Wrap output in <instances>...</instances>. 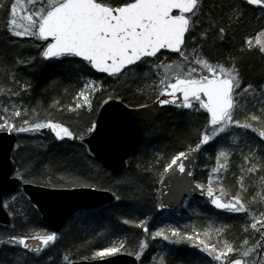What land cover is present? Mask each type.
I'll use <instances>...</instances> for the list:
<instances>
[{"label": "snow or ice", "instance_id": "snow-or-ice-1", "mask_svg": "<svg viewBox=\"0 0 264 264\" xmlns=\"http://www.w3.org/2000/svg\"><path fill=\"white\" fill-rule=\"evenodd\" d=\"M247 6H257L264 13V0L221 4V10L226 11L219 18L207 8V0H4L0 2V11L6 19L0 29L13 44L15 39L26 38L41 42L44 46L39 56L44 60L79 58L78 65L89 71L107 74L114 81L142 84L137 91L147 92L154 99L152 105L143 104L141 108L173 106L189 113L206 114L205 128L198 133L195 148L188 152L179 151L163 163L157 159L156 163L162 167L161 182L165 176L174 179L177 171L192 176L191 171H186L185 162L192 163L195 154L207 150L205 146L218 150L214 173L221 169L227 171L234 148L242 151L246 148L245 166L241 167L238 178L241 192L225 200L224 188L220 187L219 194H216L217 189L211 180L206 188L201 184L195 187L204 192L216 209L248 213L249 207L242 195L247 191L245 178L264 172V84L255 86L246 82L239 62L231 53L227 58L214 55L218 44L211 36L214 31L219 41H224L232 23L242 22ZM245 43L246 48L241 49V54L255 49L264 57V30ZM35 60L36 57L30 60L17 58L15 63L30 65ZM0 63L6 64L7 61ZM0 72L6 78L0 79V134L39 133L47 129L56 140L77 138L76 133L62 122L34 118L36 109H30L23 102L31 85L21 82L15 69L0 68ZM81 79L83 87L77 93L75 106L69 107V111L84 107L91 109L93 96L102 90L87 72L81 75ZM115 98L110 95L104 103ZM249 103L253 107L257 103L261 105L259 114L249 113L242 122L237 115ZM57 104L59 101L53 106ZM235 129L243 131L236 134ZM95 130L93 124L87 131L92 133ZM249 133L255 134L258 140L250 138ZM240 140H243L242 144L238 143ZM14 172V181L25 185L35 182L29 179L33 174L31 165L23 170L14 169ZM259 183L264 188V175H259ZM44 186H51L50 179ZM10 199L15 201L17 197L13 195ZM0 207L15 214L16 210H12L6 200L0 201ZM19 215L24 213L19 212ZM251 218L250 228L260 233V239L251 244L245 239L240 245L220 239L224 228L205 230L200 238L199 233L189 235L174 227H161L149 233L147 220H141L135 226L142 228L152 240L161 238L174 244H191L210 258L208 264H264V211L260 212L259 219L255 215ZM123 223L127 225L132 221L124 219ZM213 232L217 237L215 242L211 238ZM59 239L57 232L41 230L30 234H9L6 239H0V246L21 248L39 257L54 247ZM138 247L139 251L129 252L126 242L120 240L95 255L105 258L127 254L143 264L149 244L141 240ZM63 260L71 264L68 255H64ZM159 264H164L163 257Z\"/></svg>", "mask_w": 264, "mask_h": 264}, {"label": "trees", "instance_id": "trees-1", "mask_svg": "<svg viewBox=\"0 0 264 264\" xmlns=\"http://www.w3.org/2000/svg\"><path fill=\"white\" fill-rule=\"evenodd\" d=\"M242 3L243 0H207V8L212 9V15L219 18L226 11V9L221 10L219 7L221 4ZM5 19L4 13L0 11V24ZM262 30H264V13L255 6H247L242 22L232 23L224 41H219L216 32L211 33L218 44V50L213 54L227 58L231 53L242 68L244 80L252 82L255 86L264 84V57L255 49L246 50L241 54V49L246 48L247 39L258 35ZM43 46L41 42L27 38L15 39L13 44L0 29V62L7 61L6 64L0 63V68L15 69L20 81L31 85L28 93L23 96V102L30 109H36L34 118L62 122L76 133L77 138L52 143L45 140L40 132L19 133L16 149L20 143L22 148L20 152L17 150L13 153V171L18 168L23 170L31 165L33 174L29 179H33L34 183L45 185L50 179L52 187L90 185L109 189L119 199L116 198V201L109 205L80 212L68 219L58 234L60 239L56 245L39 257L34 253H26L21 248L0 246V264H67L63 260L64 255H68L70 261L95 259L100 258L95 255L96 252L120 240L126 242L129 252L134 249L139 251L141 240L148 243L147 234L142 228L135 226L141 220L148 221L150 232L161 227H174L185 234L199 233L203 238L205 230L224 228L225 231L220 239L236 245H240L245 239H248L250 244L260 239V233L252 230L250 224L253 222L252 215L259 219L260 212L264 211V200L261 199L264 197V188L259 183V175H264V172L250 174L245 178L247 191L242 195L244 202L248 204V213L220 211L202 200L192 199H188L187 202L195 208H192L193 212L187 214L177 215L176 211L161 213L157 210L155 196L162 171L161 165L156 163L157 159L163 163L179 151L192 149L198 142V133L205 128L206 114L189 113L186 109L179 110L173 106L163 108L150 125L143 141L129 157L127 168L123 173L114 175L97 162L87 147L79 142L78 137L87 134L88 128L95 123L100 106L110 95L123 99L130 106L150 103L154 97L147 92L137 91L138 87H143L142 84L114 81L107 75L79 66L78 58L63 61L44 60L39 56ZM33 57H36V60L30 65L15 63L17 58L30 60ZM84 72H87L91 78L100 80L102 90L93 96L90 110L81 108L69 111V107L75 106L77 93L83 87L81 75ZM0 79H6L2 72ZM56 101H59V104L53 106ZM260 107L259 103L255 107L249 103L238 113L237 118L243 122L247 114L253 112L259 114ZM242 131L234 130L236 134ZM249 137L258 140L255 134L249 133ZM238 143L242 144L243 140ZM205 149L207 150H203L204 153L213 157L216 154L215 149L207 146ZM244 155H247L246 148L243 151L234 148L229 157L227 171L221 169L218 173L212 171L217 167L214 158L202 166V155H199L194 168L195 179L206 187L211 180L212 186L217 189L216 194H219V188L223 187L227 194L224 199L230 200L234 194L241 192L238 178L241 175V167L245 166ZM18 159L21 160L20 164H17ZM61 160L67 165L62 166ZM13 195L17 197L15 201L10 199ZM5 200L11 205V209L16 211L15 214H11L9 225L0 224V239H6L9 234H30L41 230L51 232L37 208L21 189H17ZM8 211L10 212V209ZM19 212H23L24 215H19ZM124 219L132 223L126 225L123 223ZM211 238L214 242L217 239L214 232ZM162 245L157 247V250L167 253L165 264H208L210 259L189 243L174 244L166 241Z\"/></svg>", "mask_w": 264, "mask_h": 264}, {"label": "water", "instance_id": "water-1", "mask_svg": "<svg viewBox=\"0 0 264 264\" xmlns=\"http://www.w3.org/2000/svg\"><path fill=\"white\" fill-rule=\"evenodd\" d=\"M152 103L153 101L147 104L152 105ZM140 106L121 103V99L118 98L109 100L108 104L103 103L95 118L96 130L84 136L83 139H79L97 162L114 175L123 173L127 168L128 158L143 141L158 113L168 107L144 109ZM42 133L50 142H61L56 140L54 134L47 129L42 130ZM17 140V134H0V201H4L5 197L21 188L38 209L50 230L57 233H60L66 221L76 214L116 201V194L104 188L86 185L46 187L37 183L25 185L14 181L12 153ZM65 140L70 139L65 138ZM202 151L195 154L192 163L185 162L186 171H191L192 176L177 171L174 179L169 180L165 176L162 178L163 183L160 180L155 196L158 211L175 210L186 198L202 199L214 207L204 192L195 187L200 183L194 177V167ZM10 222V213L7 209L0 207V224L9 225ZM71 264H139V261L135 256L121 254L116 257L74 260Z\"/></svg>", "mask_w": 264, "mask_h": 264}, {"label": "rangeland", "instance_id": "rangeland-1", "mask_svg": "<svg viewBox=\"0 0 264 264\" xmlns=\"http://www.w3.org/2000/svg\"><path fill=\"white\" fill-rule=\"evenodd\" d=\"M92 79H94V78H92ZM94 80H96L97 81V83L99 84V85H101L102 86V83H101V81L100 80H97V79H94ZM85 109H87V110H90L89 108H87V107H84ZM30 134H34V133H30ZM87 134H89V132L87 131ZM21 142H23V141H21ZM33 141H31V143H32ZM20 146V147H19ZM19 146H18V149H16V147H17V144H16V147H15V149H14V152H17V150L20 152L21 151V148H22V143H20L19 144ZM25 148V147H24ZM216 157H217V150H216V154L214 155V157L213 156H211V155H209L208 153H203L202 154V166H205L206 165V163L207 162H209V161H211L213 158L215 159V161H216ZM19 160V161H18ZM17 160V164L19 163H21V160L20 159H18ZM217 163V162H216ZM61 164H62V166H66L67 164L63 161V160H61ZM188 200H186L183 204H182V206L176 211V214L177 215H182V214H187V213H189V212H193V210H192V208H195V207H193V206H190L189 205V203L187 202ZM154 231V230H153ZM155 232V231H154ZM194 233H196V232H188V233H186V234H189V235H195ZM197 234V233H196ZM200 238H201V236H200ZM148 239L150 240L148 243H149V249H151V247H153V249H154V247H155V249L153 250L154 252L152 253V252H149V249L148 250H146V254L144 255V257H143V264H159V260H160V258L161 257H163L164 259H165V257H167V253L166 252H164L163 250H160V251H158L157 250V247L159 248L162 244H164L165 242H164V240L163 239H161V238H157V239H155V240H152L151 239V237H150V235L148 236ZM164 242V243H163ZM242 244V243H241ZM163 246V245H162ZM164 264H165V262H164Z\"/></svg>", "mask_w": 264, "mask_h": 264}, {"label": "bare ground", "instance_id": "bare-ground-1", "mask_svg": "<svg viewBox=\"0 0 264 264\" xmlns=\"http://www.w3.org/2000/svg\"><path fill=\"white\" fill-rule=\"evenodd\" d=\"M154 231H156V230H154ZM154 231H151L150 232V230H149V233H152V232H154ZM148 236H149V234H147V238H148ZM150 240L148 239V242H149ZM149 244V243H148ZM156 247V246H155ZM155 247H154V249H155ZM152 250H153V247H151V249H149V252H152ZM78 260H81V259H78ZM72 261H74V260H71L70 262H72Z\"/></svg>", "mask_w": 264, "mask_h": 264}]
</instances>
